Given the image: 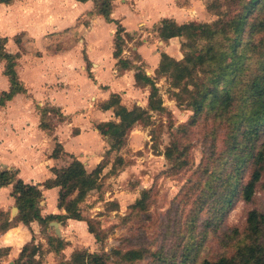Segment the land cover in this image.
<instances>
[{"label":"crops","instance_id":"0c3cea01","mask_svg":"<svg viewBox=\"0 0 264 264\" xmlns=\"http://www.w3.org/2000/svg\"><path fill=\"white\" fill-rule=\"evenodd\" d=\"M209 2L114 0L108 21L98 13L96 0L0 1V42L7 40V53L18 56L16 72L25 88V92L0 107V170H15L18 179L43 190L44 217L66 214L59 208L60 188H44L46 181L55 178L54 169L67 168L79 160L91 173L113 152L99 126L120 120L115 108L106 110L103 105L117 95L128 110L136 104L148 108L145 105L150 95L144 99L146 103L138 99L150 87L138 85L137 74L151 78L157 75L164 53L178 61L183 59L182 39H161V23L166 19L179 25L212 23ZM119 26L124 29L125 39L131 36L122 53L129 67L122 66L114 56ZM5 72L6 64L1 62L0 98L12 87ZM52 113L59 119L53 120ZM44 122L51 130L42 128ZM57 148L60 152L55 155ZM12 192V185L0 187V211L9 214L11 221L19 214ZM68 222L82 228L86 239L95 238L85 221L70 219L67 225ZM19 226L34 231L42 227L38 222L19 224L6 232V241ZM49 226L53 228L51 223ZM34 233L36 237L37 231ZM63 236L57 235L60 240ZM28 238L26 235L29 242L22 246L20 237L0 244V258L14 256L16 259L9 264H15L26 245L39 244L33 236ZM47 246L49 258L57 254L49 240L48 244L42 242V249ZM43 256L47 254L39 252L35 258L43 264Z\"/></svg>","mask_w":264,"mask_h":264},{"label":"trees","instance_id":"16d2710c","mask_svg":"<svg viewBox=\"0 0 264 264\" xmlns=\"http://www.w3.org/2000/svg\"><path fill=\"white\" fill-rule=\"evenodd\" d=\"M0 1L8 4L11 0ZM113 1L96 0L98 13L108 21L111 20ZM208 9L214 10L218 16L213 23L190 22L179 25L169 19L161 23L158 29L160 38H181L184 57L178 61L162 54L157 75L158 78L168 77L173 88L182 89V92L188 94V106L198 113L206 111L223 118L227 113L236 111L229 119L231 130L234 131L231 147L227 149L233 157L232 167L229 171L224 170L222 174L213 176V181L218 185L216 189L210 187V191L215 192L211 197L217 198V211L224 214L231 208L237 195L242 196L244 201L251 202L264 176V0H226L224 3L214 0ZM122 33L124 29L119 26L114 56L122 66L129 67L128 62L122 58V53L126 40H130L131 36L125 39ZM257 34L262 35L259 43L255 39ZM6 42L7 40L0 42V62L6 63L5 74L12 87L10 92L1 96L0 107L5 106L16 94L25 92L16 72L18 56L7 53ZM136 82L142 87L151 88L148 108L135 106L133 110H128L121 105L117 95L102 107L106 110L115 108V114L120 120L118 123L110 122L99 126L101 134L109 139L113 152L120 151L126 145L128 133L138 123L149 125L151 112L163 113L166 110L155 79L140 73L136 76ZM175 95L179 96L178 93ZM42 128L51 130L45 122ZM260 138L262 141L258 147L257 141ZM59 152L57 148L55 155ZM167 157L174 159L173 151H168ZM123 160L119 157L118 163L123 165ZM249 161L252 165L251 176L241 185L242 168ZM179 163L182 165L180 160ZM105 168L106 165L102 162L89 173L81 161L75 160L67 168L54 169L55 178L46 181L44 188H60L59 208L66 211V214L47 217L43 216L41 208L43 190L18 179V172L15 170H0V187L13 186L12 197L16 199L19 209V214L13 221H10L9 214L0 211V231L6 233L19 224L30 226L33 222L47 228L54 221L63 223L72 219L86 221L90 233L101 241L90 221L83 217L80 205L91 192L99 190L100 176ZM147 196L148 192L144 191L135 207L144 209ZM247 232V238L235 247L233 254L216 260L205 259L200 264H264V243L261 241L264 235V214L255 210L249 213ZM48 240L56 253L65 248L63 240L52 237ZM37 247L34 244L26 245L15 264H41L35 258L40 249V246ZM146 253L142 249L113 251L122 263L144 260ZM150 256L153 258L151 264H196L190 253H184L180 260H177V256L171 258L162 251ZM110 259V254L78 250L70 260L59 264H107Z\"/></svg>","mask_w":264,"mask_h":264},{"label":"rangeland","instance_id":"374dc122","mask_svg":"<svg viewBox=\"0 0 264 264\" xmlns=\"http://www.w3.org/2000/svg\"><path fill=\"white\" fill-rule=\"evenodd\" d=\"M213 2L210 0L208 6ZM210 13L215 22L218 16L214 10ZM255 39L259 43L262 35L257 34ZM153 79L165 112H151L149 125L138 123L130 130L126 145L106 155L99 190L91 192L80 205L83 217L90 221L101 241L86 239L82 228L59 222L60 229H65L62 236L66 246L50 258L49 247L42 249V242L48 244L49 237L58 238L54 227H36L35 237L32 228L27 230L19 226L12 231L9 241H6V233L0 231L1 245L20 237L22 246L29 242L25 240L26 235L33 236L39 241L36 245V248L40 246L39 252L47 254L43 256V264L68 261L78 250L110 254L107 264H151L150 255L159 251L171 258L175 255L177 260L184 253H190L196 264H200L205 259L216 260L233 254L235 247L245 241L249 213L255 210L264 214V176L251 202L237 195L224 214L217 211V198L211 197L215 192L210 191L211 186L216 189L218 185L213 176L229 171L233 164L227 149L231 147L234 134L229 119L236 111L223 118L206 111L198 113L188 106L190 96L171 86V79L158 78V75ZM150 92L151 88L143 91L138 101L145 102ZM177 93L179 96L175 95ZM52 116L53 120L59 119L53 113ZM261 141V138L257 141L258 147ZM168 151H173L174 159L167 157ZM119 157L124 159L123 165L118 163ZM251 172L249 161L242 168L241 185L249 180ZM144 191L148 192L146 207H135ZM11 218L14 219L12 215ZM261 241L264 243V235ZM136 249L147 251L144 260L122 263L113 254L114 250ZM15 259L14 256L0 258V264H9Z\"/></svg>","mask_w":264,"mask_h":264},{"label":"water","instance_id":"95a60500","mask_svg":"<svg viewBox=\"0 0 264 264\" xmlns=\"http://www.w3.org/2000/svg\"><path fill=\"white\" fill-rule=\"evenodd\" d=\"M17 210V209H15ZM51 226H53L55 229H56V234L61 237V230H60V227L62 226L59 222H52L51 223Z\"/></svg>","mask_w":264,"mask_h":264}]
</instances>
